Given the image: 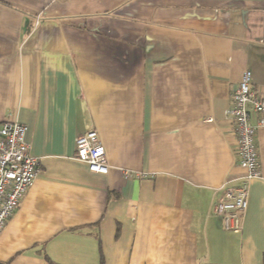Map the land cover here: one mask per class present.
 <instances>
[{"label":"crops","instance_id":"0c3cea01","mask_svg":"<svg viewBox=\"0 0 264 264\" xmlns=\"http://www.w3.org/2000/svg\"><path fill=\"white\" fill-rule=\"evenodd\" d=\"M247 69L264 95V0H0V127L41 162L0 264H264V127L242 230L214 212ZM88 127L108 174L75 158Z\"/></svg>","mask_w":264,"mask_h":264},{"label":"built area","instance_id":"2783aa9c","mask_svg":"<svg viewBox=\"0 0 264 264\" xmlns=\"http://www.w3.org/2000/svg\"><path fill=\"white\" fill-rule=\"evenodd\" d=\"M231 104L227 115L234 126L236 154L244 175L240 185L222 187L214 212L224 230L240 232L249 206L251 182L262 175L256 136L264 127V95L255 88L251 70L243 72L231 95ZM251 112L256 114L254 123ZM26 133L27 126L13 120H5L0 127V234L40 171V159L31 154ZM75 158L93 172H109L105 146L93 127L77 137Z\"/></svg>","mask_w":264,"mask_h":264},{"label":"trees","instance_id":"16d2710c","mask_svg":"<svg viewBox=\"0 0 264 264\" xmlns=\"http://www.w3.org/2000/svg\"><path fill=\"white\" fill-rule=\"evenodd\" d=\"M49 262H50V264H59L58 262H55V261L52 260V259H49ZM1 264H6V263H1Z\"/></svg>","mask_w":264,"mask_h":264}]
</instances>
